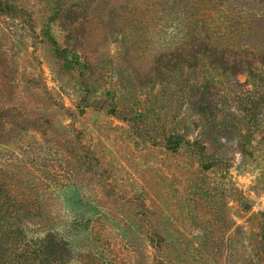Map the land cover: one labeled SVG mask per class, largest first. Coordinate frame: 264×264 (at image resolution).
I'll return each instance as SVG.
<instances>
[{
    "label": "rangeland",
    "instance_id": "obj_1",
    "mask_svg": "<svg viewBox=\"0 0 264 264\" xmlns=\"http://www.w3.org/2000/svg\"><path fill=\"white\" fill-rule=\"evenodd\" d=\"M12 1L25 7L32 17H0V105L21 106L24 114L31 116L50 113L41 97L21 92L22 84L39 79L38 85L68 112L58 120L70 125L68 136L74 152L78 154L81 145L92 142L110 156V163L118 169L115 175L121 189L133 192L138 181L156 190L154 201L166 218L152 225L168 235L157 258L142 236L132 242L116 219L97 205L99 190L78 187L70 179L65 171L69 159L62 146L64 134L55 137L52 132L42 138L29 131L0 146V174L16 185L13 197L19 201L18 206L7 207L10 219L6 223L11 226L4 230L13 231L17 221L26 245L9 248L3 264H50L52 257L36 255L39 241L47 235L66 246L69 256L65 264H264V96L250 94L259 104L254 111L253 134L245 147L247 154L235 151L240 137L234 132L228 143L221 141L225 142V153L216 151L220 160L227 158L228 168L203 171L188 153L174 155L151 149L134 140L123 122L81 107L84 91L78 78L62 75L38 33V24L48 16L51 4L75 10L71 41L68 43L63 23L51 25L53 37L87 61L91 80L117 108L143 111L148 128L160 139L172 132L189 140L195 137L198 119L187 104L181 103L177 90L180 84L206 85L213 76L218 84L210 85L207 92L219 94L215 101L220 120L235 125V131L243 135V110L249 106L248 93L252 91L245 75L222 77L201 57L194 70L181 71L178 57L166 50L168 44L187 42L194 34L198 15L193 4H164V0L148 10L147 4H132L133 0ZM169 5L172 8L167 12ZM220 11L215 5H207L199 13L198 26L212 24ZM222 14L227 22L224 33L232 39L227 41L226 34L215 30L213 35L201 34L204 43L212 40L225 46L233 42L260 52L259 46L264 45V7L228 4L227 13ZM248 20L254 30L242 32L241 24ZM257 67L264 72V65ZM255 92L264 95V85ZM154 201H149L150 206ZM128 211L121 209L119 220L129 216ZM146 229L143 226L141 230Z\"/></svg>",
    "mask_w": 264,
    "mask_h": 264
},
{
    "label": "trees",
    "instance_id": "obj_2",
    "mask_svg": "<svg viewBox=\"0 0 264 264\" xmlns=\"http://www.w3.org/2000/svg\"><path fill=\"white\" fill-rule=\"evenodd\" d=\"M163 2L164 0H133L132 4H147L149 10L152 8V4H163ZM164 4H193V9L198 15L194 21V34L189 37L190 40L187 42L181 40L174 44H168L166 47L169 54L175 58L178 57L180 62L178 67L181 71L194 70L198 57H201L205 61H208L212 71H219L222 77L234 78L241 74L245 75L246 85L252 87V91L248 93L250 97L248 98L247 105L249 106H245L243 110L245 115L242 117V120L245 121V134L242 135L241 132L235 131V125L220 120L221 116L217 106L218 103L215 101V98L219 94L217 92L213 94L207 92L210 85L215 87L218 84L217 78L213 76L211 80L206 82L208 85L189 86L188 84H180V88L177 90L181 103L187 104V109L193 112V115L198 119V132L195 137L189 140L183 134L172 132L169 135L165 134L160 139L152 129L148 128V117L143 111L129 110L126 112L117 108L112 98L107 99L103 95V91L91 80L93 74L90 73L87 61L80 60V56H77L74 50L69 49V47L60 46L53 37L50 29L51 25L55 22L63 23L66 26L68 43L71 41L69 36L75 31L74 27L76 25L74 20L76 18L75 10L63 4H51L48 16L44 19L42 18L43 20L38 24V33L43 46L49 52L52 61L56 64L62 75L70 78H78V85L84 91V95L80 99L81 107L105 113L107 116L123 122L128 126L134 140L139 141L142 145H149L151 149L159 148L166 153L174 155H178L180 152L188 153L191 157L197 159L203 171H209L214 167L227 169V158L220 160L216 156V151L225 153V150H223L224 143H228V137L236 132L240 137V141L236 143L235 151L239 155L247 154L245 147L253 134L251 128L256 119L254 111L259 104L257 103V99L254 98V95L250 94L257 93L260 96H264L262 92H255L257 88L262 89L264 85V72H261L257 67L264 65V45L261 44L259 46L261 49L257 53L256 50H245V46L231 44L233 42H226L224 46L210 40L209 44H205L204 39L201 38V34L211 32V35H213L214 31L217 30L219 34H226V38L228 37L227 41H229L231 37L228 33H224L227 22L223 17L224 14H222L224 12L227 13L228 4H235L237 7L241 6L242 8L249 7L250 5H262L264 7V0H165ZM207 5H215L222 9L219 12L221 18H219L220 15L218 18H212L213 22L209 26L208 24L198 26L199 13L204 12V8ZM171 8L169 5L167 12ZM0 17H8L15 20L28 18L31 20L32 14L25 7L16 6L12 0H0ZM220 19H224V21L221 20L222 24L218 25ZM262 22H260V28ZM172 23L174 22H171L170 25ZM252 24L253 22L251 20H248V23L241 24L243 26L241 31H253ZM261 29L263 30L264 26ZM208 39V37H205V40ZM38 81L40 82L39 79L35 78L25 85L22 84L21 92L24 96L35 95L41 97L48 109H50V113H38L31 116L24 114L21 106L18 108L13 104L0 105V146L10 144L21 134L29 131L38 134L42 138L48 137L52 132L55 133V137L64 134L62 146L66 147V154L69 159L66 162L65 171L70 175V179L78 187H93L99 190L100 197L97 200V205L107 210L116 219V222L128 233L132 242L141 239L139 237L142 236L143 240L154 251V256L156 258L159 257L166 244L164 236L168 234H163V232L158 231L152 225V223H159L162 219L166 218L160 212V207L157 205L159 203L154 201L156 190L146 188L147 185L145 182L139 183L138 181L134 182L137 185L136 190L132 189L134 193L121 189V186L117 183L118 178L115 175L118 173V169L110 163V156L97 150L92 142L81 145L79 153L76 154L74 152L73 140L68 136L70 125H63L58 120V118L68 115L67 110L62 104L54 100L53 96L44 86H39ZM260 84L263 85L260 86ZM224 99L226 100V98ZM59 131H61L60 134H58ZM55 137L52 139H55ZM221 141L225 142L222 144ZM111 173L114 174L112 175ZM163 175L162 171L159 170L158 176L162 177ZM3 177L7 178V176L1 173L0 264H3L4 256L9 248H16L19 244L26 246L22 240V233L18 231L19 226L17 221H14L13 226H15V229L13 231L10 229V231L4 230L5 227L10 228L11 226L6 223V220L10 219L7 207H16L19 201L13 197L16 185L12 182H6ZM136 191L139 192L136 193ZM123 192H126L127 195L124 196ZM151 200L154 203H151L150 206L149 201ZM121 209L125 211L129 210L128 213L130 215L119 220L118 214ZM12 219L15 220V217H12ZM143 226L147 227V229L141 230ZM38 244L39 246L37 248L40 250L38 249L36 251L37 257L40 255L52 257L54 260L50 264L67 263L66 260L68 259L69 251L64 244L54 240L53 236L47 235ZM46 252L49 253L46 254ZM157 264H164V262L159 261Z\"/></svg>",
    "mask_w": 264,
    "mask_h": 264
}]
</instances>
